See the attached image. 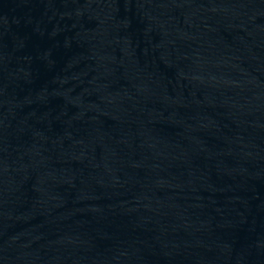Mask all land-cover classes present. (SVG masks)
<instances>
[{"label": "water", "instance_id": "obj_1", "mask_svg": "<svg viewBox=\"0 0 264 264\" xmlns=\"http://www.w3.org/2000/svg\"><path fill=\"white\" fill-rule=\"evenodd\" d=\"M0 264H264V0H0Z\"/></svg>", "mask_w": 264, "mask_h": 264}]
</instances>
